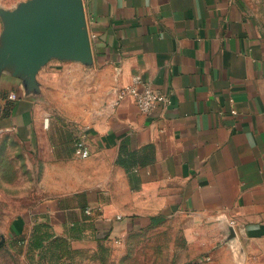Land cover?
<instances>
[{
	"label": "crops",
	"instance_id": "crops-1",
	"mask_svg": "<svg viewBox=\"0 0 264 264\" xmlns=\"http://www.w3.org/2000/svg\"><path fill=\"white\" fill-rule=\"evenodd\" d=\"M81 2L91 62L53 58L37 76L46 92L64 73L70 100L37 102L0 74V131L35 151L45 191L19 221L110 246L173 222L198 264H264V24L242 0ZM134 73L170 95L164 113L112 104Z\"/></svg>",
	"mask_w": 264,
	"mask_h": 264
},
{
	"label": "rangeland",
	"instance_id": "rangeland-1",
	"mask_svg": "<svg viewBox=\"0 0 264 264\" xmlns=\"http://www.w3.org/2000/svg\"><path fill=\"white\" fill-rule=\"evenodd\" d=\"M242 1L250 14L264 24V0ZM37 76L38 71L37 88L29 97L51 103L72 98L67 88L69 79L61 71L49 79L54 90L49 88L46 92L38 86ZM76 98L81 99V95ZM44 196L35 151L14 131H0V264H198L189 258L186 242L178 224L173 222L128 232L112 246L92 245L67 236L56 249L52 247L39 254L38 250H28L27 234L37 224L20 222L19 217L31 211Z\"/></svg>",
	"mask_w": 264,
	"mask_h": 264
},
{
	"label": "water",
	"instance_id": "water-1",
	"mask_svg": "<svg viewBox=\"0 0 264 264\" xmlns=\"http://www.w3.org/2000/svg\"><path fill=\"white\" fill-rule=\"evenodd\" d=\"M0 74L20 76L25 93L37 88L36 72L50 59L91 62L81 0H23L0 5Z\"/></svg>",
	"mask_w": 264,
	"mask_h": 264
},
{
	"label": "built area",
	"instance_id": "built-area-1",
	"mask_svg": "<svg viewBox=\"0 0 264 264\" xmlns=\"http://www.w3.org/2000/svg\"><path fill=\"white\" fill-rule=\"evenodd\" d=\"M130 98L136 105L140 113L150 116L156 109L164 113L172 103L170 95L158 92L146 81L140 73H134L128 84L117 89L113 105H117L123 98ZM8 99H16V94L10 92ZM232 102V100H231ZM231 114H236L235 108L230 109ZM74 155L80 158L88 156V150L82 140H76L74 143ZM85 214L90 215L92 209L87 207ZM119 218V216H117Z\"/></svg>",
	"mask_w": 264,
	"mask_h": 264
},
{
	"label": "trees",
	"instance_id": "trees-1",
	"mask_svg": "<svg viewBox=\"0 0 264 264\" xmlns=\"http://www.w3.org/2000/svg\"><path fill=\"white\" fill-rule=\"evenodd\" d=\"M36 224L37 225H35L27 240L28 250H38V254L44 253V250L46 251L49 248L53 247L54 249H56L59 246V242H64L65 239L68 238L55 236L51 231L50 225L45 222ZM72 230L73 232L69 237L78 239L79 236L77 235V232L79 231V229L73 228Z\"/></svg>",
	"mask_w": 264,
	"mask_h": 264
}]
</instances>
